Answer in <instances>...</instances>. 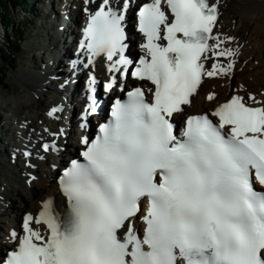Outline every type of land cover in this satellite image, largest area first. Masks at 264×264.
<instances>
[{
	"label": "snow or ice",
	"instance_id": "obj_1",
	"mask_svg": "<svg viewBox=\"0 0 264 264\" xmlns=\"http://www.w3.org/2000/svg\"><path fill=\"white\" fill-rule=\"evenodd\" d=\"M133 2L85 7L79 48L89 64L105 57L110 72L149 81L151 99L136 87L115 101L98 135L82 139L84 162L73 160L61 177L65 215L44 201L37 216L24 217L22 235L9 234L16 246L0 264H264V191L255 187H264V107L233 96L211 114L218 122L187 115L177 132L175 121L205 76H227L234 66L205 67L212 56L236 55L213 36L218 0L143 3L137 21L146 56L135 67L125 29ZM96 84L90 76L88 114L97 111ZM114 85L115 77L105 87ZM34 225L46 226L47 234Z\"/></svg>",
	"mask_w": 264,
	"mask_h": 264
},
{
	"label": "bare ground",
	"instance_id": "obj_2",
	"mask_svg": "<svg viewBox=\"0 0 264 264\" xmlns=\"http://www.w3.org/2000/svg\"><path fill=\"white\" fill-rule=\"evenodd\" d=\"M47 1L43 2L46 4ZM209 1L210 3L217 2V0ZM100 2L101 0H96V3L86 5L85 0H54L53 4L55 6L62 4V8H65L70 19L81 24L87 16L85 7L93 11ZM37 3L36 1L35 6ZM218 5L220 17L214 28L213 36L225 41L221 49H232L236 55L211 58L209 62L226 65L234 61V66L227 76L218 75L215 79L207 78L194 96L192 105L185 108L182 118L188 114L205 113L206 111L213 113L223 102L235 95L243 97L251 105L264 106V0H218ZM49 16L51 17L52 14L49 13ZM134 17V11L131 8L127 16V28L132 32L131 18ZM41 25L46 32L50 33L53 30L43 23ZM68 30L70 32L67 40L49 34L48 48H41L46 44L41 40L27 44L31 49L36 50L38 47L41 49H37L39 52L34 56V62H36L34 67L36 68L32 69V66L21 68L15 73L17 80L27 90L26 95L10 99L7 105L1 103L2 108H6L4 112L8 113L5 115L0 112V142L8 143L5 150L0 149L1 249H8V246L15 245V242L9 238V234L13 230L21 234L24 217L28 214L37 216L44 201L51 200L57 214H64L68 206L66 198L60 193L56 175L61 171L60 166L68 162L67 156L73 155L79 148L84 147L82 139L85 138L78 127L80 121L78 114L74 115L72 121L74 128H69L66 124L63 102L69 99L72 93H74V100L84 98V82L81 84L79 81L71 91L64 81L61 87L55 82L62 81L60 80L64 71L62 64L74 58L72 43L76 35L72 32L74 28L71 24L68 25ZM135 36L134 33L133 37ZM213 43L214 40H211L210 45ZM55 45L63 49V51L60 50L59 61L57 60L59 55L53 50ZM43 50H46L47 55H44ZM49 55L53 57L49 59ZM254 58L260 60L261 63H254ZM48 69H53L54 72L46 73ZM79 71L80 68H77L75 72ZM98 71L101 72V68H98ZM70 76L71 74L68 75ZM235 77L237 82L232 83L231 80ZM54 84L57 85V89ZM44 90L54 92L56 96L48 97ZM213 93L215 99L208 100V95ZM251 93L254 94L255 101L259 103L249 100ZM45 103H49V107L46 115L43 116L40 108ZM56 106H62V111L49 116V111ZM180 118L181 115L176 117L177 120ZM7 137H10L8 142ZM56 139L58 143L53 152L47 154L37 151L36 146L40 142L42 144L46 140ZM62 148H65L63 152ZM30 150L33 154L30 157L25 156L24 152ZM16 197L20 202L19 206L14 201ZM34 226L47 234L46 226Z\"/></svg>",
	"mask_w": 264,
	"mask_h": 264
},
{
	"label": "rangeland",
	"instance_id": "obj_3",
	"mask_svg": "<svg viewBox=\"0 0 264 264\" xmlns=\"http://www.w3.org/2000/svg\"><path fill=\"white\" fill-rule=\"evenodd\" d=\"M10 1V7L12 11H14L16 18H15V26L16 28H20V39L22 40V49L16 54V56H13L11 60H8L0 53V74L3 78V83L5 84L0 86V112L2 114L7 115L8 113L4 112V109L2 108L1 103H5L7 105L10 101V99L18 96H24L27 92L26 88L22 85L20 81L17 80L15 73L19 71L21 68H29L32 66V69L36 68L34 62V56L39 50L31 49L27 46V44L35 41L40 40V38H44L46 35L43 32L42 29V23L45 24V17L40 18L39 13H42L43 10H48L47 6L53 7V1L54 0H48L45 4L43 1L45 0H36L38 3L37 5H33V10L30 12L24 11V6H30L32 7V4L35 2V0H24V2L17 3L16 0H9ZM33 2V3H32ZM60 6H55L56 11L60 10ZM40 9V10H39ZM41 11V12H39ZM23 24V25H22ZM22 25V27H21ZM18 26V27H17ZM13 27H6L5 20H3L0 17V52L2 47L4 46L5 40H8L10 43L13 44ZM13 53L16 50H12ZM254 63H261L260 60H257L254 58ZM257 64V65H258ZM232 83L237 82V78H233ZM12 88V89H11ZM26 91V92H25ZM46 95L48 97H55L56 94L54 92L44 90ZM49 103H45L44 106L40 108L42 111V115H46V111L48 110ZM45 107V108H44ZM69 127H72L69 125ZM16 138V135H15ZM10 137H7V142L9 141ZM70 141H73L70 139ZM7 144H2L0 142V149L5 150L7 147ZM16 204L19 206L20 202L17 200V197L14 200ZM18 201V202H17Z\"/></svg>",
	"mask_w": 264,
	"mask_h": 264
},
{
	"label": "trees",
	"instance_id": "obj_4",
	"mask_svg": "<svg viewBox=\"0 0 264 264\" xmlns=\"http://www.w3.org/2000/svg\"><path fill=\"white\" fill-rule=\"evenodd\" d=\"M17 3L24 2V0H16ZM33 3V2H32ZM34 5V3L32 4ZM26 11L27 7L24 6ZM31 11L32 7H28ZM0 17L5 20L6 27H13L14 30V36H13V44L10 43L8 40H5L4 46L1 49V54L7 58L8 60H11L13 56H16V54L22 49V40L20 39V31L21 29L15 26V14L12 11L10 7V1L9 0H0ZM12 50H16L14 53ZM5 84L3 83V78L0 74V86Z\"/></svg>",
	"mask_w": 264,
	"mask_h": 264
}]
</instances>
